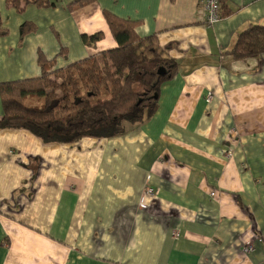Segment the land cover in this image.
<instances>
[{"label": "crops", "instance_id": "0c3cea01", "mask_svg": "<svg viewBox=\"0 0 264 264\" xmlns=\"http://www.w3.org/2000/svg\"><path fill=\"white\" fill-rule=\"evenodd\" d=\"M73 1L17 13L0 0V83L39 76V53L61 67L116 47L106 11L155 36L177 70L119 135L0 128V264H264V51L230 53L264 26V0H225L212 25L199 0ZM23 23L35 30L21 38Z\"/></svg>", "mask_w": 264, "mask_h": 264}, {"label": "trees", "instance_id": "16d2710c", "mask_svg": "<svg viewBox=\"0 0 264 264\" xmlns=\"http://www.w3.org/2000/svg\"><path fill=\"white\" fill-rule=\"evenodd\" d=\"M90 1L74 0L68 8ZM219 2L222 17L229 10L225 0ZM57 3L58 0H6V5L17 13L28 5L48 8ZM104 17L116 47L61 67L56 66L55 58L48 60L39 53V76L0 83V128H23L44 142L70 143L83 136L122 134L126 126L138 124L154 113L159 86L177 70V61L164 53L155 36H138L137 22L108 11ZM31 30H35L33 24L23 23L21 38ZM7 32L0 16V36ZM101 36V32L83 35V41L93 44ZM262 51L264 26L255 24L238 35L230 53L242 58ZM159 68L163 74L157 73ZM33 95L43 98L41 107L25 104L26 97Z\"/></svg>", "mask_w": 264, "mask_h": 264}, {"label": "built area", "instance_id": "2783aa9c", "mask_svg": "<svg viewBox=\"0 0 264 264\" xmlns=\"http://www.w3.org/2000/svg\"><path fill=\"white\" fill-rule=\"evenodd\" d=\"M198 19L203 21L205 24L212 25L221 18V7L219 0H199L198 3ZM212 97V93L207 94V99ZM143 192L153 194L155 189L152 185L146 184ZM146 203L141 202L140 208H146ZM254 248L253 244L249 241L244 246L245 252H250Z\"/></svg>", "mask_w": 264, "mask_h": 264}, {"label": "rangeland", "instance_id": "374dc122", "mask_svg": "<svg viewBox=\"0 0 264 264\" xmlns=\"http://www.w3.org/2000/svg\"><path fill=\"white\" fill-rule=\"evenodd\" d=\"M41 98V99H39ZM25 104L28 106H38L41 107L43 104V98L38 95L28 96L26 97Z\"/></svg>", "mask_w": 264, "mask_h": 264}, {"label": "water", "instance_id": "95a60500", "mask_svg": "<svg viewBox=\"0 0 264 264\" xmlns=\"http://www.w3.org/2000/svg\"><path fill=\"white\" fill-rule=\"evenodd\" d=\"M162 68H159L158 70H157V73L160 75V74H163L164 72L161 70ZM139 102V101H138ZM137 102V103H138Z\"/></svg>", "mask_w": 264, "mask_h": 264}]
</instances>
